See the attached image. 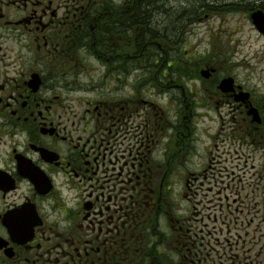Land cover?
Returning <instances> with one entry per match:
<instances>
[{
  "label": "flooded vegetation",
  "instance_id": "flooded-vegetation-1",
  "mask_svg": "<svg viewBox=\"0 0 264 264\" xmlns=\"http://www.w3.org/2000/svg\"><path fill=\"white\" fill-rule=\"evenodd\" d=\"M112 1L0 0V264H264V99L235 78L177 118L144 106L143 33ZM227 2L264 17V0ZM204 102L231 131L200 153Z\"/></svg>",
  "mask_w": 264,
  "mask_h": 264
},
{
  "label": "rangeland",
  "instance_id": "rangeland-1",
  "mask_svg": "<svg viewBox=\"0 0 264 264\" xmlns=\"http://www.w3.org/2000/svg\"><path fill=\"white\" fill-rule=\"evenodd\" d=\"M172 2H174V0L171 1V4ZM202 17L204 19L201 20L198 15L195 21H190V17L188 16L185 21H182L179 25L181 28V33H179L180 36L176 35L173 42L167 38H153L150 40L152 43H155L154 41L156 40L161 44L162 51L164 52L163 56H168L174 59L175 62H179V59L182 60L180 64L176 65L177 67L171 71L174 75L166 78L164 84H161L160 87H156L157 92L162 89L161 92L165 93L166 91V93L161 95L157 94L155 98L160 100L161 103L167 104L165 106L169 110L175 103L178 104V110L180 103H185L184 99L193 102L199 95H206V97L208 96L210 98L213 95V89H215L214 82L217 80V77L220 79L223 75L228 76L233 74L244 81L247 87L256 90L260 98H263L264 38L254 32L251 24L241 16L219 12L217 17ZM184 18L185 17L181 19L183 20ZM151 47L153 46L151 45ZM151 52V50L145 49V59L150 58ZM214 57L217 58V62H215ZM218 61H221V63ZM213 63L221 65L216 72V78L205 80L200 72L205 69L206 66H210ZM179 67L181 68L180 70H178ZM218 98L219 97H217V99ZM206 109L209 115L207 117H200L202 112L197 110L196 113L194 110L196 115L193 124V134L195 139H198L197 148L200 153L205 152L204 148L206 145L201 144V140L207 137L208 132L214 134L223 128L220 136L224 137V135L228 134V131H231L230 120L225 118L226 120L224 121L219 114L221 113L220 111L224 109V106L219 107V104L209 102ZM225 109H228V107H225ZM216 110H218V113H215ZM175 112H173V114L176 115ZM185 115L186 114L182 113L180 116L182 122L185 121ZM215 136L216 142L219 143L221 141V138H219L220 136ZM232 151L234 150L232 149ZM236 151H239V154L244 158L249 157V165H251V163L260 162V160L253 161V158L246 154L240 147H237ZM236 153H234L232 157L234 163L230 162L228 167L235 170L236 182H238L240 177H242V180L247 179L244 177L245 174L247 177H250V173H244L245 169L248 170V167L244 168L242 161L240 162L237 160L238 154ZM199 162L201 163V161ZM232 171H230V173H232ZM184 178H186V176ZM178 179L179 178H175L174 180L178 181ZM219 180L220 177H216L211 180H206L204 184L200 182L199 185H203V187H205V193L208 194L211 186L214 188V192L218 190L217 182ZM251 183L263 187L264 180H251ZM177 184L178 183H176L173 188H176ZM195 192L194 188H191L189 191L192 195L195 194Z\"/></svg>",
  "mask_w": 264,
  "mask_h": 264
},
{
  "label": "trees",
  "instance_id": "trees-1",
  "mask_svg": "<svg viewBox=\"0 0 264 264\" xmlns=\"http://www.w3.org/2000/svg\"><path fill=\"white\" fill-rule=\"evenodd\" d=\"M171 1L135 0L131 5L132 11L128 12V21L130 23L136 21L145 26L144 45H148L156 35L173 42L176 35L180 36L179 25L182 23L181 18L185 17L184 14L188 12L190 19H193L201 9L204 10L217 3L216 0H174L171 4Z\"/></svg>",
  "mask_w": 264,
  "mask_h": 264
},
{
  "label": "water",
  "instance_id": "water-1",
  "mask_svg": "<svg viewBox=\"0 0 264 264\" xmlns=\"http://www.w3.org/2000/svg\"><path fill=\"white\" fill-rule=\"evenodd\" d=\"M258 23H259L260 25H263V24H264V22H262V21H258ZM263 26H264V25H263ZM203 75L206 76V77H209V76H210V73H209V72H203ZM232 82H233L232 79L224 80V81L222 82L221 87H222L225 91H228V90H230V85L232 84Z\"/></svg>",
  "mask_w": 264,
  "mask_h": 264
},
{
  "label": "bare ground",
  "instance_id": "bare-ground-1",
  "mask_svg": "<svg viewBox=\"0 0 264 264\" xmlns=\"http://www.w3.org/2000/svg\"><path fill=\"white\" fill-rule=\"evenodd\" d=\"M188 15H189L188 12L186 14H184L183 16H185V18L182 21H185L187 19Z\"/></svg>",
  "mask_w": 264,
  "mask_h": 264
}]
</instances>
